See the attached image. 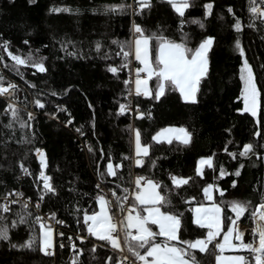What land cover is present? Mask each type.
I'll return each instance as SVG.
<instances>
[{
  "label": "trees",
  "instance_id": "16d2710c",
  "mask_svg": "<svg viewBox=\"0 0 264 264\" xmlns=\"http://www.w3.org/2000/svg\"><path fill=\"white\" fill-rule=\"evenodd\" d=\"M189 3L180 16L168 0H151V7L142 9L136 0H0V78L5 87L16 85L0 95V225L8 230V239H0V264H122L111 244L89 235L83 216L98 210V196L107 197L102 186L117 196L127 195L124 189H129L134 173L161 185L158 191L170 201L161 211L180 216L181 240L195 241L207 234L194 222L193 209L208 203V184L216 186L214 201L222 207L225 227L230 224L226 217L236 218L230 201L250 205L239 220L246 225L244 242L253 240L250 213L264 196V17L250 11L249 0ZM121 4L126 6L122 11L108 10ZM256 6L264 10L261 0ZM134 24L145 35L156 33L189 48L213 39L195 102L185 101L169 87L159 100L153 98L154 91L134 93L133 103L143 115L129 110L133 56L126 61L123 52L129 48L121 45L134 39ZM150 48L154 58L155 41ZM9 52L27 63L16 64ZM245 60L259 92L255 116L243 113ZM36 64L46 70L39 71ZM134 64L141 65L135 59ZM155 83V78L149 80V89L154 90ZM121 105L126 106L123 112ZM168 126L186 129L190 142L152 139ZM137 130L149 146L139 165L133 161ZM245 145H252V150L240 156ZM37 149L45 153V176L54 191L44 188ZM202 157L212 161L201 175L197 166ZM109 163L115 175L108 173ZM174 177L188 183L176 184ZM45 212L61 227L51 254L41 245L42 223L52 226L42 217ZM76 233L82 237L74 238ZM33 237L36 242L25 247ZM210 249L194 250L199 264H215L218 250ZM236 253L251 259L246 250Z\"/></svg>",
  "mask_w": 264,
  "mask_h": 264
},
{
  "label": "snow or ice",
  "instance_id": "6c2138e0",
  "mask_svg": "<svg viewBox=\"0 0 264 264\" xmlns=\"http://www.w3.org/2000/svg\"><path fill=\"white\" fill-rule=\"evenodd\" d=\"M136 2L141 9L151 7V0H136ZM168 2L180 16H183L185 10L190 6L189 0H168ZM249 3L251 5L250 11L255 16H264V10L256 6V0H249ZM261 3H264V0H261ZM125 7L123 4L113 5L108 10L122 11ZM206 7L210 10L212 6L209 4ZM53 11H61V9H53ZM63 11L69 10L63 9ZM193 23H198V21H193ZM181 24H183V21ZM200 26L203 27V24ZM235 27L237 31L240 30V22L238 20ZM133 32L134 39L127 42L126 45H121V47L122 49L125 46L129 48V51L123 52L126 61L129 56H133L142 65V67H137L135 70L136 79L134 84L136 94L152 95L154 91L155 95L153 98L159 100L164 95L165 89L170 87L178 90L186 101L195 102V93L198 90L197 85L200 79L207 73V52L213 43V39L211 37L206 38L196 48H189L184 42L177 43L170 41L166 37L157 35L156 33L145 35L140 26L135 24L133 25ZM152 41H155L154 58L152 57V49L150 48ZM4 47L7 48V45ZM236 47L240 49L239 41L236 42ZM99 48L100 45L98 43L97 49L99 50ZM240 50L241 54H243L242 49ZM8 55L18 65L27 63V60L13 55L11 52ZM34 66L41 72L46 70L42 64ZM127 66V63L123 65V67ZM109 71L115 73L117 69L110 68ZM141 73H145L146 78H141ZM153 78L156 81L154 90L148 87L149 80ZM241 80L244 82L242 96L245 110L250 111L255 116L257 114L259 92L251 66L246 60L241 68ZM125 83L129 82L126 81ZM15 88L16 85L14 84L4 87L2 78H0V95L9 94V89ZM36 103L39 107H43V104L39 101H36ZM9 107L11 108L12 106L9 105ZM125 107V105L120 106L121 112L125 110ZM12 114L13 117L16 116L15 110H13ZM24 126V124H21V127ZM8 127H11V124ZM173 137L184 144H188L191 134L182 127L179 129L169 127L161 129L152 139L157 143L162 141L172 143ZM135 146L138 156L140 153H143L144 156L149 154V146L141 145V134L138 130L135 133ZM251 150L252 145H245L244 151L240 152L239 155L247 156ZM37 153L42 156L39 149H37ZM136 163L139 165L142 161L137 159ZM200 163H207L211 166V159L201 160ZM41 165L42 167L45 166L43 159H41ZM24 171L27 172V169H24ZM107 171L110 175L116 174L112 163L107 165ZM197 171L199 172L200 170L197 169ZM221 174L223 175V170H221ZM235 174L239 175V171ZM40 176L43 178L45 190L54 191L49 183L50 177L45 176L43 171H41ZM142 181H144L143 186H141ZM173 182L176 184H186L188 180H177L174 177ZM134 183L136 185V190L133 192L134 203L130 206H126L125 203L129 200L128 195L117 196L115 192L112 193L115 197V207L121 214L119 218L110 214L113 201L106 200L104 196L97 197L100 211L94 212L91 215L85 213L83 216V221L89 235L106 241L114 249H120L121 251H124L123 244L126 246L127 251L140 264H199L194 250H198L200 253H207L211 251L210 246L218 250V254H215L216 264H264V196L261 197L260 204L255 209H252L250 213L254 222L252 241L245 243L243 240L244 233L239 231L237 226L239 218L248 212L250 207L249 204L240 201L229 202V207L236 214V219H232L231 217L225 218L230 222L231 226L226 225L227 231L223 232L222 241L217 240L222 232V209L220 205L213 203L209 207L201 205L195 208L194 212L196 215L194 222L201 228H206L207 234L205 237L198 238L195 241H188L180 239V216L161 211L166 204L170 203L168 198L157 190L161 185L144 177H137ZM233 186H235V183ZM211 187L209 185L204 189L208 200L212 199L210 195ZM124 192L128 193V189H124ZM16 195L20 194L16 193ZM221 195H223L222 191ZM2 207L4 211H8L7 206ZM40 219V217H37L38 222ZM150 225L158 226V231H153ZM42 227L44 226L42 225ZM7 233V228L0 225V239H8ZM233 233H235L234 237ZM233 239L239 243L234 244ZM35 242L36 238L33 237L24 246L30 248ZM42 242V250L45 251V254H51L47 251L52 247L51 229L44 233ZM226 249L246 250L250 254L251 259L243 255L225 257L223 253ZM128 259L127 256L124 257L125 261H128ZM73 264H75V261Z\"/></svg>",
  "mask_w": 264,
  "mask_h": 264
},
{
  "label": "built area",
  "instance_id": "2783aa9c",
  "mask_svg": "<svg viewBox=\"0 0 264 264\" xmlns=\"http://www.w3.org/2000/svg\"><path fill=\"white\" fill-rule=\"evenodd\" d=\"M261 10H263V9H261ZM263 17H264V16H263ZM132 61H133V63H132V65L130 66V74H129V76H128V77H129V80H130V82H131V84H132V88H133V89H132V94L130 95V98L132 99V102H131V104H130V106H129V110H130L135 116H137V115H141V111H140V108L135 107V105H134V103H133V96H134V93H136V92H135V88H134V85H135V84H134V81H135V79H136V74H135L136 66H135V64H134V57H133ZM141 76H142V77H146V74H145V73H141ZM4 87H5V86H4ZM30 116H31V117L35 116V112H34L33 110H30ZM40 153H42V156H43V158H42V156L39 154L40 161H41V159H43V161H44V165H45V166H43V167H44V175H45V167H46V163H45V158H44V152L42 151V152H40ZM133 161H134V164H135V163H136L135 156H134V158H133ZM137 177H144L145 179H150L149 176H145V175L143 176V175H140V174H137V173H134V174H133L132 183H131V185H130V187H129V189H128V193H127V195L129 196V200H128L127 202H125V203H126V206H130V205L132 204V201H133V198H134V197H133V192L136 190V185H135L134 181H135V179H136ZM143 185H144V181L141 182V186H143ZM101 190H103L104 193L107 195V200L113 201V207H112L111 212H112V211H114V212H113L112 215H114V216H116L117 218H119V216H120L121 214L119 213L118 209L115 207V197L112 195V191H111L110 189L104 187V186L101 187ZM6 206H7V208H9V204H8V203L6 204ZM42 217H43L45 220H47L48 222H50V224L52 225L54 231H55L57 234H60V233H61V232H60V231H61L60 224H59L58 222L53 221V220L51 219L49 213H46V212H45V213H42ZM237 226H238V228H239V231L245 233V231H246V225H245V223H244L242 220H239V221L237 222ZM81 237H82V236H81L80 234H78V233H76V234L74 235V238H81ZM243 237H244V236H243ZM74 238H73L72 240H70L69 243L73 242ZM60 244H62L63 246L67 245V243H65V242L62 241V240L60 241ZM122 247H124V251H121L120 249H115V250H117V251L121 254L122 264H133V262H134V264H140V262H139V261H136V260H135V257H133V256L127 251L126 246H124V245L122 244ZM111 248L114 249L112 246H111ZM125 256H127V257L129 258L128 261H125V260H124V257H125Z\"/></svg>",
  "mask_w": 264,
  "mask_h": 264
},
{
  "label": "rangeland",
  "instance_id": "374dc122",
  "mask_svg": "<svg viewBox=\"0 0 264 264\" xmlns=\"http://www.w3.org/2000/svg\"><path fill=\"white\" fill-rule=\"evenodd\" d=\"M207 61H208V59H207ZM139 67H142V65H140ZM207 67H208V64H207ZM141 78H144V77H142L141 76ZM134 88H135V85H134ZM196 98V97H195ZM169 127H171V128H177V129H179V128H181V127H176V126H168V127H165V128H169ZM164 129V128H163ZM160 131V130H159ZM158 131V132H159ZM157 132V133H158ZM188 132V131H187ZM156 133V134H157ZM155 134V135H156ZM173 139H175L174 137H173ZM172 139V140H173ZM141 145L143 146L144 144L141 142ZM40 152H42V151H40ZM134 152H135V155H136V160L137 159H142L143 157V153H140L139 154V156L137 155V152H136V146H135V138H134ZM42 158H43V156H42ZM210 157H202V158H200L199 159V162H198V166H197V169H199L200 171L198 172L199 174H204V169H205V166H207L208 164L207 163H205V164H201L200 163V161L201 160H208ZM211 159V158H210ZM212 161V160H211ZM179 179H184V178H177V180H179ZM155 182V181H154ZM209 185H211L212 187H211V189H210V195L212 196V199L211 200H208L207 198V200H208V203H205V204H202V205H204L205 207H209V206H211L213 203H215V204H219V203H217V202H215L214 201V194H215V188H216V186L214 185V184H208L205 188H207ZM204 188V189H205ZM158 190V189H157ZM205 194V193H204ZM100 196H104L105 197V199L107 200V197L105 196V195H100ZM206 197V196H205ZM134 203V202H133ZM220 205V204H219ZM199 206H201V205H196L195 207H194V209L195 208H197V207H199ZM220 207H221V205H220ZM194 209H193V216H194V221H195V212H194ZM221 209H222V207H221ZM98 211H100V204H99V202H98V210L96 211V212H98ZM223 210H222V212H221V225H222V232H221V236L220 237H218L217 238V240L218 241H222V239H223V232H226L227 231V227H225L224 226V220H223ZM110 214H111V212H110ZM91 215V214H90ZM112 215V214H111ZM234 219H236V218H234ZM90 223V222H89ZM42 225L44 226V227H42V238H43V235H44V233L45 232H47L49 229H51V235H52V247L50 248V249H48L47 251L48 252H53L54 251V248H55V231H54V229H53V227L52 226H49V225H47V224H45V223H42ZM229 226H231L230 224H229ZM156 228H157V231H158V226H156ZM235 236V233H233V237ZM95 237V236H94ZM96 238V237H95ZM233 243L234 244H238L239 242L238 241H236L235 239H233ZM41 245H42V248H43V242H41ZM236 249H226L225 250V252L223 253V255H226V254H228V253H232L233 251H235Z\"/></svg>",
  "mask_w": 264,
  "mask_h": 264
},
{
  "label": "crops",
  "instance_id": "0c3cea01",
  "mask_svg": "<svg viewBox=\"0 0 264 264\" xmlns=\"http://www.w3.org/2000/svg\"><path fill=\"white\" fill-rule=\"evenodd\" d=\"M209 51V50H208ZM207 59H208V52H207ZM208 66H209V61H208ZM207 70H208V67H207ZM198 87V85H197ZM197 92V91H196ZM182 97V96H181ZM195 97H196V93H195ZM183 98V97H182ZM184 99V98H183ZM196 99V98H195ZM185 100V99H184ZM186 101V100H185ZM236 251H238V249H236L235 251H233L232 253H228L226 255H224L225 257H233V256H237V255H243V254H239V253H236ZM244 256V255H243ZM215 264H216V261H215Z\"/></svg>",
  "mask_w": 264,
  "mask_h": 264
},
{
  "label": "water",
  "instance_id": "95a60500",
  "mask_svg": "<svg viewBox=\"0 0 264 264\" xmlns=\"http://www.w3.org/2000/svg\"><path fill=\"white\" fill-rule=\"evenodd\" d=\"M246 112V110H243V113ZM142 115H138V117H141ZM44 158H45V163H46V157H45V153H44Z\"/></svg>",
  "mask_w": 264,
  "mask_h": 264
}]
</instances>
